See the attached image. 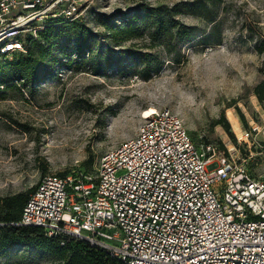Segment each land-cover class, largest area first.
<instances>
[{
  "label": "rangeland",
  "instance_id": "obj_1",
  "mask_svg": "<svg viewBox=\"0 0 264 264\" xmlns=\"http://www.w3.org/2000/svg\"><path fill=\"white\" fill-rule=\"evenodd\" d=\"M80 4L88 6L82 22L97 36L99 49L119 59L101 75L83 64L44 61L34 84L0 87V203L28 196L45 175L92 174L102 154L134 136L151 107L177 115L198 146L220 152L233 147L246 158L251 177L264 179V100L255 95L264 82V53L256 49L264 39V0ZM137 4L170 9L178 30L187 28L193 37L181 40L178 30H169L165 39L151 40L149 28L141 27L140 38L113 44L97 19L121 24ZM127 49L148 56L132 59L121 54ZM15 57L0 58V64ZM0 264L61 263L29 244L0 243Z\"/></svg>",
  "mask_w": 264,
  "mask_h": 264
},
{
  "label": "built area",
  "instance_id": "obj_2",
  "mask_svg": "<svg viewBox=\"0 0 264 264\" xmlns=\"http://www.w3.org/2000/svg\"><path fill=\"white\" fill-rule=\"evenodd\" d=\"M82 5L0 0V55L26 54L56 19L82 21ZM188 133L168 109L144 116L92 174L43 176L13 225L61 246L84 241L122 264H264V179L233 147L198 146Z\"/></svg>",
  "mask_w": 264,
  "mask_h": 264
},
{
  "label": "trees",
  "instance_id": "obj_3",
  "mask_svg": "<svg viewBox=\"0 0 264 264\" xmlns=\"http://www.w3.org/2000/svg\"><path fill=\"white\" fill-rule=\"evenodd\" d=\"M171 12L165 7H149L137 4L133 7L131 16L124 18L121 24H114L108 18L97 19V23L105 30L107 38L113 44L119 39L130 41L140 38L142 36L141 27L149 28V39L152 40L158 36L165 39L169 30L180 29V23L173 19ZM177 33H179L181 40L193 37L192 31L187 28L178 30ZM203 40L207 41L206 38ZM97 49H99L97 36L82 21L66 22L63 19H56L51 25L39 32L38 38L30 43L26 54L15 53L13 56L16 57L13 60L4 61L0 64V87L3 86L8 91L10 88L17 87L16 82L23 87L32 85L39 79V69L43 65L51 63H59V66L65 67L83 64L88 67L91 73L101 75L115 66L119 55ZM256 49L259 54L264 53V39L258 43ZM70 50L71 52H69ZM121 54L132 59L148 56V54H143V56L142 54H135L129 49ZM61 56L65 59L63 63L58 62V57ZM0 58L7 57L0 55ZM44 61L47 63L44 64ZM133 63L145 62L141 60ZM260 73L264 74V60ZM255 95L259 101L264 100V82L256 87ZM3 97L4 94L0 92V100ZM28 196L19 194L1 201V246L29 244L49 252L61 264H122L109 258L103 250L90 246L84 241L73 239L61 246L57 240L46 238L40 228L13 225L19 221Z\"/></svg>",
  "mask_w": 264,
  "mask_h": 264
},
{
  "label": "bare ground",
  "instance_id": "obj_4",
  "mask_svg": "<svg viewBox=\"0 0 264 264\" xmlns=\"http://www.w3.org/2000/svg\"><path fill=\"white\" fill-rule=\"evenodd\" d=\"M155 111H156V109L151 107V108L147 109L144 113H142L143 116H141V117L143 118L144 116H149L150 114H154Z\"/></svg>",
  "mask_w": 264,
  "mask_h": 264
}]
</instances>
